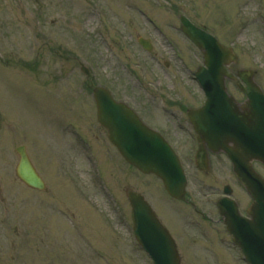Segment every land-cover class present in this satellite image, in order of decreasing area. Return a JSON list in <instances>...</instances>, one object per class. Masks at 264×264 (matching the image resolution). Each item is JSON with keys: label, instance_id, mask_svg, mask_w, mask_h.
<instances>
[{"label": "rangeland", "instance_id": "rangeland-1", "mask_svg": "<svg viewBox=\"0 0 264 264\" xmlns=\"http://www.w3.org/2000/svg\"><path fill=\"white\" fill-rule=\"evenodd\" d=\"M179 15L231 47L238 57L231 70L254 71L264 92V0H0V264H152L133 238L128 191L145 197L183 264H245L210 203L224 185L241 211L251 202L225 156L211 157L201 174L193 140L174 139L187 202L208 218L199 237L193 209L168 197L153 175L127 166L108 142L86 87L108 89L155 127L170 117L162 110L194 105L202 56L180 32ZM227 90L245 99L235 84ZM21 145L43 192L15 176ZM255 169L264 178V167Z\"/></svg>", "mask_w": 264, "mask_h": 264}, {"label": "water", "instance_id": "water-1", "mask_svg": "<svg viewBox=\"0 0 264 264\" xmlns=\"http://www.w3.org/2000/svg\"><path fill=\"white\" fill-rule=\"evenodd\" d=\"M180 20L182 32L200 49L204 63L195 77L207 101L191 118L201 148L196 166L199 170L207 167L203 143L211 146L219 140V150L227 155L237 180L253 200L247 210L250 219L241 217L237 205L229 199L218 202L219 215L244 258L250 264H264V180L252 167L254 161L264 165V94L254 83L253 72L238 70L236 76L227 72L226 67L237 62L231 49L219 44L184 17L181 16ZM139 43L150 49L148 42L140 39ZM236 77L240 79L238 88L247 99L241 106L227 94L225 87L226 79L235 80ZM93 95L98 121L108 130L109 141L123 159L141 173L158 177L170 197L183 200L187 181L177 156L168 144L144 126L125 105L113 101L106 90L96 88ZM204 115L207 121L202 118ZM16 152L19 156L15 168L17 178L30 188L43 190L44 182L24 147L17 148ZM224 192L230 193L228 190ZM128 201L134 237L152 263L181 264L173 239L143 197L129 192Z\"/></svg>", "mask_w": 264, "mask_h": 264}, {"label": "flooded vegetation", "instance_id": "flooded-vegetation-1", "mask_svg": "<svg viewBox=\"0 0 264 264\" xmlns=\"http://www.w3.org/2000/svg\"><path fill=\"white\" fill-rule=\"evenodd\" d=\"M181 104L182 103H180V105L177 104L174 107V109L172 110L171 116H170V117H174L175 113H177L178 114L177 120L173 122V120H170V117L167 119H164L163 120L164 126L159 127L157 129L162 134V136L164 138H166L168 141H170L172 143L173 146L177 143L176 140L178 138H180V136L183 137V133L189 135V137L193 136L194 138H196L194 135L193 129L188 122V117H187L186 112H187L188 108H190V107L197 108V107H200L203 103H201L198 106L197 105L196 106H190V105L185 106V105H181ZM170 108H173V106ZM100 129L102 130L103 134L106 136V132L102 128H100ZM174 139H176V140H174ZM208 152H209V150H208ZM210 155H213V154H210ZM217 155H219V154H217ZM191 206L193 207L192 204H191ZM200 216L203 218L204 215H200Z\"/></svg>", "mask_w": 264, "mask_h": 264}]
</instances>
